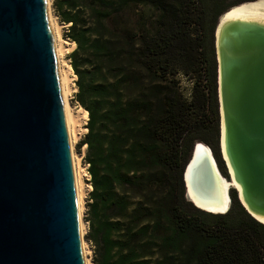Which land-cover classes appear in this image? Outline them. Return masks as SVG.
<instances>
[{
  "label": "trees",
  "instance_id": "16d2710c",
  "mask_svg": "<svg viewBox=\"0 0 264 264\" xmlns=\"http://www.w3.org/2000/svg\"><path fill=\"white\" fill-rule=\"evenodd\" d=\"M197 1L55 2L74 46L75 103L87 118L78 149L91 187L85 221L94 264H264V226L234 200L227 216L212 219L184 203L188 146L210 122L206 111L216 117L213 88L187 103L174 79L200 63L191 27L205 11ZM246 1L212 9L218 17ZM140 7L159 13L154 34Z\"/></svg>",
  "mask_w": 264,
  "mask_h": 264
},
{
  "label": "water",
  "instance_id": "95a60500",
  "mask_svg": "<svg viewBox=\"0 0 264 264\" xmlns=\"http://www.w3.org/2000/svg\"><path fill=\"white\" fill-rule=\"evenodd\" d=\"M213 28L218 148L195 141L181 171L183 199L205 215L223 216L231 193L264 226V23L222 18ZM192 169L204 199L226 180L224 214L187 197ZM212 189V190H209ZM0 264H84L69 144L46 0H0Z\"/></svg>",
  "mask_w": 264,
  "mask_h": 264
},
{
  "label": "rangeland",
  "instance_id": "374dc122",
  "mask_svg": "<svg viewBox=\"0 0 264 264\" xmlns=\"http://www.w3.org/2000/svg\"><path fill=\"white\" fill-rule=\"evenodd\" d=\"M233 1H235V0H226L227 3H231ZM55 2H56V0H50V13H51L52 17L56 20L58 25L60 26L61 36L66 42L65 43V53L63 56L64 69L69 72V76L71 77L70 82H69V87L71 89V93L67 97V104L69 106H71L74 113L77 114L78 112H80L79 111L80 106L75 103V94L77 92H75L76 79L74 77H76V76L74 75V73L70 67V60H69L70 53L74 49V46L65 37L67 34V30L69 28V25H66V24L60 22L59 17L55 13ZM214 2L216 4H218L219 0H198L197 2H195V6L201 7L205 11L203 18L201 20L199 19L200 25H196L194 27L193 26L191 27L193 37L198 35L197 38L201 40V43L203 45V47L201 49H198L196 52L197 57L200 60V63H198V66L195 69V72H192V73H187L186 71H184L182 69L178 70V73H177V75L174 76V79L178 83L179 93L181 94L183 100L187 103L191 102L192 97L195 99H197V98L199 99L201 96L200 94L203 93V91L206 92V91L210 90L211 88L214 89L212 108H214V111H216V117L215 116L213 117V115H210L208 113L209 111H206V115H208L207 118L210 122L206 123V125L204 124V126L201 127L199 130H197L196 133L194 134V140L188 146V157H189V154L191 152L192 144L195 141L200 142V143H204L213 151V154H214L215 159L217 161L218 167H219L223 177L225 178L226 177V170H225V167L221 161V157L219 154V148H218L217 102H216V92H215V62H214L213 35H212L213 28H214V25H215V22L217 19L216 18L217 14H214L213 9H212V4ZM137 10L140 13H142L143 16H145L146 18L149 19L147 29H149V32L151 34H154L157 31L158 26H159V22H158L159 13L156 10L149 8V7H142V8L140 7ZM204 59L206 60V62L203 61ZM174 64H176V63H174ZM178 65L182 66L181 63H178ZM169 78H172V75L169 76ZM196 81H199V83H197V84H199L197 89L194 88V86H195L194 84ZM79 114H80V117L78 118L79 126H78V131L76 133L77 141L75 143L74 150H75V154L77 156L82 157L81 165H82L83 170H84L83 180H84L85 188H84V195H83V210H82V218L81 219H82V222L85 224V227H86V233L84 235V240H85L87 247H88V250L90 252L88 255V258H89L90 264H94V262H93V247L86 240L87 223L85 221L86 220V214H87L86 205H87L88 200H89V192H90L91 187L88 184L89 176H88L87 171H86L87 166L83 162V156H84L83 150L84 149L83 148L78 149V146H79L80 142L82 141V138L84 137V135L87 132V129H86L87 118L82 112H80ZM231 196H232V203L234 200L235 205L238 206L235 193L232 192ZM184 203H186V202L184 201ZM188 207L190 208L191 211H195L191 205L190 206L188 205ZM229 212H230V210L225 215H223V217L227 216V214ZM207 216H206V218L212 219V217L210 215H207ZM259 235L262 237V239L264 241V231L260 232Z\"/></svg>",
  "mask_w": 264,
  "mask_h": 264
},
{
  "label": "bare ground",
  "instance_id": "6f19581e",
  "mask_svg": "<svg viewBox=\"0 0 264 264\" xmlns=\"http://www.w3.org/2000/svg\"><path fill=\"white\" fill-rule=\"evenodd\" d=\"M46 6L48 11L49 23L52 31V40L56 58V65L59 77V84L61 90V97L63 103V110L65 116L68 144H69V152L75 187V195L77 202V213H78V224H79V235H80V244L81 251L83 257L84 264H90L88 255L89 250L87 244L84 240V235L86 233L85 224L82 222V210H83V195H84V170L81 165V156H77L75 154L74 146L77 141L76 133L78 131V118L80 117V112L77 114L74 113L71 106L67 104V97L71 93V89L69 87L70 76L69 72L64 69V61L63 56L65 53V40L61 36L60 26L56 22V20L52 17L50 13V0H46ZM222 18L228 19H239V20H256L264 23V0H259L254 4L250 5H242L239 8L233 9L230 13L225 15ZM75 92L77 90L75 89ZM203 149H205L202 145L197 146L194 152V159L192 163L189 165L186 174V190L188 199L193 202L198 208L213 213V214H224L226 213L229 207V199L227 198V189L231 186V183L226 182V180L222 179L223 184L221 185L217 182V186L215 187V195L210 199H204L199 194H197L193 188V182L191 179L192 169L196 167L199 161H201L203 155ZM85 152V149L83 150ZM212 190V189H209ZM225 211H220L219 209L225 208ZM264 223V222H263Z\"/></svg>",
  "mask_w": 264,
  "mask_h": 264
},
{
  "label": "snow or ice",
  "instance_id": "6c2138e0",
  "mask_svg": "<svg viewBox=\"0 0 264 264\" xmlns=\"http://www.w3.org/2000/svg\"><path fill=\"white\" fill-rule=\"evenodd\" d=\"M220 211H225L226 210V207L225 208H221L219 209ZM261 219V222H264V218H260Z\"/></svg>",
  "mask_w": 264,
  "mask_h": 264
},
{
  "label": "flooded vegetation",
  "instance_id": "af4514ba",
  "mask_svg": "<svg viewBox=\"0 0 264 264\" xmlns=\"http://www.w3.org/2000/svg\"><path fill=\"white\" fill-rule=\"evenodd\" d=\"M232 197V196H231Z\"/></svg>",
  "mask_w": 264,
  "mask_h": 264
}]
</instances>
